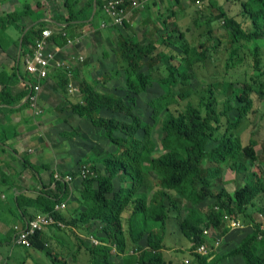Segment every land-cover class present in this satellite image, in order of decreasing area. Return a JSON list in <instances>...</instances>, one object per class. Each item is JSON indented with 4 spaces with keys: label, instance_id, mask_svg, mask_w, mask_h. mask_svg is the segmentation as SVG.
<instances>
[{
    "label": "trees",
    "instance_id": "1",
    "mask_svg": "<svg viewBox=\"0 0 264 264\" xmlns=\"http://www.w3.org/2000/svg\"><path fill=\"white\" fill-rule=\"evenodd\" d=\"M59 1L66 8L67 17L64 21L56 19L57 23H54L56 32L53 39L58 45L66 44L67 40L61 30L76 37L79 35L77 31L85 24L98 25L99 19L108 17L103 12V0H89L83 7L79 5L80 0ZM211 1L210 6L220 12L215 19L222 20L230 36L229 42L224 43L230 49L227 69L237 66L243 59L239 53L241 47L251 50L255 67L253 82L249 85L242 81L210 84V96L222 99L220 108L210 96L198 104L190 101L189 96L197 77L194 65L206 60L221 44L213 42L214 38L210 37L206 42L190 45L185 33L177 26L169 29L166 21L161 23V27L155 21H148L146 12L157 6L159 1L151 2L140 11L144 14L141 27L151 31L145 39H140L134 24L128 20L120 25L112 24L109 29L111 33L118 31L116 40L112 35L110 37L111 51L118 63L113 71L117 75V83L113 87L106 85L107 79L102 80L100 89L97 85L101 79H81L78 84L81 99L73 100L66 87L68 74L63 68H52L59 91L64 96L57 105L59 111H71L90 121L103 140L106 139L105 143L112 144V147L100 160L93 162L94 174L79 177L85 204L79 215L66 219L62 212L64 209L55 211L65 226L53 224L39 230L32 247H27L42 251L50 264L69 263L56 249L47 247L49 227L84 226L90 230L94 222L101 224L102 235L97 236L103 243L87 246L91 254L90 264H116L112 259V246L108 244L114 242L118 246L117 254L127 246L122 213L130 207L127 226L130 241L136 248L135 264H170L165 261L164 249L167 222L173 211L180 229L194 242L191 253L197 257L198 263L223 264L220 255L214 252L203 255L198 251L206 241L204 228L219 229L225 224V230H230L226 222L236 213L254 218L246 208L264 193V177L250 163L264 165V140L252 136L249 143L244 144L236 129L254 110L253 94H258L261 99L264 97V0H241L243 20L230 15L218 1ZM128 4L127 1L126 8ZM32 12L27 5L22 10L0 16V48L9 52L17 62L0 86V108L5 106L11 111L29 105V98H26L30 93L28 82L38 81L28 74L23 75L19 69L23 54L50 22L48 17H38ZM204 15L209 25L213 20L212 14L204 12ZM246 20H249L247 26ZM10 27L18 32L17 37L8 36ZM159 45L164 48L159 49ZM108 50L104 52L107 56L110 54ZM81 68L78 65L71 67L73 79H77ZM16 81H21L23 87L16 89ZM151 84L158 88L159 95H149ZM145 96H148L146 103L150 108L148 120H144L145 111L138 101L139 97ZM183 100L186 103L180 107ZM153 127H159L162 133L160 142L153 135ZM69 134L71 137L79 132L74 128ZM159 149L161 153L157 155ZM97 162L104 169L98 167ZM31 167L39 173L36 166L31 164ZM229 169L236 172L237 178L244 183L233 194H229L225 187L215 191L212 179L220 174L219 180L224 182ZM71 174L77 177V171ZM153 178L156 182L149 184L153 183ZM45 185L47 187L34 197L18 194L16 203L22 208L30 205L40 211H53L55 205L68 196L69 185L54 175ZM148 191H153L150 199ZM209 198L214 199L213 205L202 209ZM182 201L191 203L185 214L180 206ZM32 216L28 214V218ZM28 218L23 219V223ZM229 255L240 257L243 264H264L262 221L255 219L252 231ZM118 264H124V261Z\"/></svg>",
    "mask_w": 264,
    "mask_h": 264
},
{
    "label": "rangeland",
    "instance_id": "2",
    "mask_svg": "<svg viewBox=\"0 0 264 264\" xmlns=\"http://www.w3.org/2000/svg\"><path fill=\"white\" fill-rule=\"evenodd\" d=\"M31 1H34L36 4L35 10H37L36 14L38 17L53 19L52 15L54 14L55 19H62L63 21L67 17L66 8L59 0ZM37 1H39V5ZM201 1L202 3L198 4L197 0H160L157 6H153L151 11L146 12V19L148 21H155L160 27L163 21L168 23L167 26L169 29L177 26L179 30L185 33L190 45L206 42L210 37L214 38L213 42H219L221 44L217 51L210 52L211 54L206 60L194 65L197 77L196 82L192 86L193 91L189 99L195 104L208 99V96H210V84L213 82L242 81L245 85H249L253 82L252 79L255 75L254 57L251 50L246 47L239 48V53L243 59L238 62L237 66L227 69L226 62L229 57L230 49H227L224 43L229 42V33L226 31L222 20L218 18L215 19L220 12L216 8L210 6L212 1ZM216 1H218L221 4L220 6L224 7L230 15L242 20L245 18L240 4L241 0ZM22 2L23 0H21L20 4ZM204 12L212 14L213 20L209 25L206 23L207 19L205 18ZM173 13H175L174 16ZM141 14L139 10H135L131 12L130 16L133 18V22H135L136 25H134L133 28L138 32L141 37L140 39L143 40L151 31H145L143 30V26L141 27L140 21L144 20V14ZM101 19H104V17ZM248 23L249 20H246L245 25L247 26ZM97 26L98 25L95 24H85V27L77 31L79 35H75L76 37H81V40H83L82 54L85 56V61H83L84 64L81 66L84 69L83 76L81 75L78 79H74L75 82L73 81V85L78 88V91L71 95L72 97L70 96L73 100L81 99V92L78 87L81 79H101V82L97 85L99 89L102 87V80L104 79H107L106 85L112 86L117 83V75H115L113 71L118 67V63L114 57V52L111 51L110 42L109 44H105V42L102 41V37L105 34L103 31L100 32L102 28L99 29ZM209 27L211 28V32L209 31ZM104 28L105 27H103V29ZM11 31L13 32L8 31V36L10 33H12L14 37L19 35L14 28H11ZM115 34L118 35V31H116ZM67 35L69 36L68 33ZM114 38L115 40L117 39L116 37ZM113 41L112 39V42ZM236 44L238 45L239 42ZM163 48V45H159V49ZM105 49H109V56L104 54ZM262 51L264 53V47ZM75 53L78 52L75 51ZM166 53H168V50H166ZM177 61L176 59L175 62ZM12 62H14L13 66L4 65V68L10 71L11 68L15 67V63H17L15 59H13ZM162 68L166 70L164 65ZM19 69L24 75V63L22 60L21 62L19 61ZM40 88L38 94L39 113L32 108L31 102H29V105H26L18 111L12 113L10 111H5L3 114H0V117L3 116V118L0 119L2 121H0V164L2 163V165H0V182L7 183L13 180L23 182L25 180L24 164L20 167L13 164L16 167V171H9L4 168V160H6L7 157H4L6 150H2L1 147L2 144L11 147V144L16 145L20 142L21 138H14L15 135H13V133L15 131L18 132L20 130L25 133L24 137H29V141L32 143L31 148L36 146V149H31L27 152L24 151L26 157H28L26 159L27 161H29V158L33 157L35 162H48V164H51V166H48L45 171H43L46 177H51L53 175L55 177L56 174L61 175L63 171L66 172L64 174L76 172L79 170L78 168L84 164L92 169L91 165L94 164L93 162L95 160H100L101 156L104 155L108 148L112 147V144L107 145L105 143L106 139L105 141L103 140L101 137L102 135L90 121L76 116L71 111H59L55 106V100L53 102H51L52 100H44L41 97L43 83H41ZM118 91L122 92L119 89ZM149 91V95H159L158 88L156 89L154 84L149 86ZM26 98H29L28 95ZM210 98L213 99L218 108L221 107V98L216 99L214 96H210ZM253 98L255 100L254 110L247 116L241 126L236 129V133L241 136L244 144H248L252 136H257L260 141L264 140V97L261 99L259 95L255 93L253 94ZM147 99L148 96L138 98L140 107L145 111L144 120L149 119L150 113V108L146 103ZM185 103L186 100H183L180 102L179 106L181 107L185 105ZM15 113H17V115L14 116L16 120H14V118L12 119ZM74 128L79 134L70 137L69 131ZM153 128V135L157 138V141L160 142L159 138L162 136V133L159 127ZM156 153L157 155L160 154V149L156 151ZM97 165L103 168L100 162H97ZM250 165L254 169L260 170L261 176L264 177V165H259V163L254 162H251ZM20 170L22 171L20 172ZM27 171H29L28 168ZM10 173H12L11 178L13 180L10 178ZM22 173L24 174L21 175ZM219 179L220 174L212 179L215 191L219 192L222 187H225L229 194H233L240 184L244 183L243 180L237 178L236 172L231 169L225 173L224 182H221ZM152 181L153 183L149 184H154V182H156L155 178H153ZM68 185L69 194L63 199V201H66V207L62 212L66 219H71L75 215H79L80 210L85 207V204L81 197V179L75 176ZM2 193L3 191L0 190V199H3ZM147 194L150 199L153 191H148ZM4 199L7 205H9L12 201L14 202V194L8 193L7 197ZM213 202L214 199H207L203 203L202 209H209L213 205ZM180 206L183 214H185L188 208L191 207V203L182 201ZM263 208L264 193H261L246 208L247 213L252 214L254 218L247 214L243 215L236 213L229 216L231 221L227 220L226 222L230 230H225V224L221 225L219 229L218 227L209 229L204 228V235L206 236L204 244L206 247L202 248V246H200L198 247V251L203 255L209 252L220 255L223 264H243V260H241L240 257L229 255V253L239 245L241 239L245 237L247 233L252 231L255 225V219L259 222L262 221L264 225ZM39 212L41 211L39 210ZM130 212L131 207L122 213L123 229L127 240V246L124 248V251L121 252L122 254H117L119 248L114 242H109L108 244L112 246V259L116 264L120 262L123 263V261L124 264H135L136 262V248L130 241L127 226V219ZM234 221L237 222V226L233 225ZM16 223H18L17 214L14 212V216L10 219L8 224L13 228V225ZM100 226V222H94L90 230L85 229L84 226H67L65 228L49 227L46 236L49 237L50 242L48 241L46 245L61 253V256L64 257L69 264H90L91 254L87 246H100L103 243L97 236L102 235ZM55 229L60 233L62 241L57 240L55 235H53ZM13 230L14 228L12 231ZM93 238L97 239L99 242L96 243ZM81 239H83V241ZM165 243L164 258L166 262L170 264H199L197 257L191 253L194 242L184 234L182 229H180L174 211L170 213V218L167 222ZM39 252L40 256L34 255L32 258L28 259L25 264H50V260L45 254L42 251Z\"/></svg>",
    "mask_w": 264,
    "mask_h": 264
},
{
    "label": "crops",
    "instance_id": "3",
    "mask_svg": "<svg viewBox=\"0 0 264 264\" xmlns=\"http://www.w3.org/2000/svg\"><path fill=\"white\" fill-rule=\"evenodd\" d=\"M88 1L89 0H80V2H79L80 7H83ZM105 1L106 0H103V2H105ZM167 1H171V0H167ZM20 2H21V0H6V1L0 2V16L5 15V14H9L11 12H14L15 10H20V9L22 10L27 5L30 6V9L33 11L32 13L34 15H37L36 14L37 10H35L36 4L34 3V1L23 0V2L21 4H20ZM175 9H177V8H175ZM133 11H135V10H133ZM133 11H131V12H133ZM131 12H130V14H131ZM130 14L128 16V21H130L132 25L133 24L135 25V22H133V18H131ZM141 15H143V14H141ZM52 17H53V19L52 18L47 19L50 21L47 24L50 27H54V23H57L54 14L52 15ZM103 22H106V26L104 29L102 28L100 30V32L103 31L105 34L102 37V41L105 42V44H109L111 35H113V38H114V37H116V34H115V31H113V33H111V30H109L112 25H110L111 20L108 17H105L104 19L98 20V22H97L98 26L97 27L99 29H100L101 24ZM11 28H13V27H10L8 29L9 32H13V31H11ZM10 34L12 35V33H10ZM61 47H63V48L58 53L59 57L64 58V59H68L69 54L75 53V51H77L80 54L83 53V50H82L83 49V40L76 41L73 44H69V45L65 44L64 46H61ZM65 56H67V57H65ZM12 61H13V57L9 54V52H6L0 48V86H1V84H3L5 82L6 78L12 73V68L9 71V69L4 68V65L13 66L14 62H12ZM82 64H84V62L81 64H77V65L82 66ZM1 70H2V72H1ZM83 71H84V69L81 68L80 74L77 77V79L79 77H81V75L83 76ZM75 80L72 78V82L73 81L75 82ZM42 81H43L42 82L43 83V88H42L43 92L41 94V97L46 101L52 100L51 102H53L55 100V102H56L55 106L57 107V105L64 99V96L59 91L57 80H56V77L54 75V70L51 69L48 78H46L45 80H42ZM20 84L22 86L21 81H16L14 84L15 88L19 89L21 87ZM5 111H7V112L10 111L11 113L14 112L5 106L0 108V114H3ZM16 115H17V113L13 114L12 119L14 118V120H16L14 117ZM2 118H3V116L0 117V119H2ZM19 131L18 132L15 131L13 133V135H15L14 138H16V139L21 138L20 142L18 144H16V145L11 144V147H7L1 143L2 144L1 149L6 150L4 157H7L6 160H4V163H5L4 168H6L9 171H16V167L14 165H16L17 167H20L22 164H24L23 169H25L24 170L25 174L22 173L21 175L24 174L25 180L23 182L14 181L11 178L12 173H10V178L13 181H11V182L9 181L7 183L0 182V190L3 191V193H2L3 199H0V264H25L27 262V260L32 258L34 255L40 256L39 250H35L32 248L28 249L27 247L14 244V242H13L14 230L12 231L13 228H11V225L8 224L10 222V219H12V217L14 216V212L17 214V220H18L19 224H21L23 222V219L28 218V214L34 215L35 213L39 212L38 208H36L34 206H30V205H24L22 208L21 206L18 205V203H16V197L20 193L30 195L33 197L36 196V194L42 188L47 187L45 184L49 183L50 179H51V177H46L45 173L43 174V171H45V169L48 166H51V164H48V162H38V161L35 162L33 160V157L29 158L28 159L29 161L26 160L28 157H26L25 152H27L28 150H31V149H36V146H33V148H31L32 143H30L29 137H24L25 133H23L21 131L19 133ZM26 163H29V164H26ZM31 164L37 167L39 173L35 172V170L31 167ZM0 165H2V163ZM27 168L29 169V171H27ZM22 170H20V172ZM8 193L14 194V202L15 203L12 201L11 204L7 205L4 198L7 197ZM22 210H24L27 215H24V212ZM53 235H55L57 240L62 239L60 233L56 230L54 231Z\"/></svg>",
    "mask_w": 264,
    "mask_h": 264
},
{
    "label": "built area",
    "instance_id": "4",
    "mask_svg": "<svg viewBox=\"0 0 264 264\" xmlns=\"http://www.w3.org/2000/svg\"><path fill=\"white\" fill-rule=\"evenodd\" d=\"M127 1L129 2L128 8H126ZM153 1L160 0H106L103 6V12L110 17L112 24H123L125 20H128V16L131 11L139 10L142 11ZM198 4H201V0H197ZM102 27L106 26V22L101 24ZM56 32L54 27L46 26L39 37L35 39V42L29 46V49L23 54L21 60L24 63L25 74L38 79L36 82H32L30 85V93L28 95L29 102H31L32 108L39 113L40 107L38 105V94L40 91L41 80L47 78L53 67L63 68L69 76L67 83V91L73 95L78 91V88L73 85L72 82V71L71 67L77 64H81L85 61V56L80 53L69 54L68 59L59 57L58 53L62 50L64 45H58L54 42L53 34ZM67 40L66 44H73L76 41L81 40V37H71L67 35V31L61 30ZM67 57V56H66ZM94 174V170L86 165L79 167L77 171V177H87L89 174ZM55 178L62 179L67 183H70L74 176L69 173L65 175H55ZM66 201L57 203L53 211H42L35 213L31 218L13 225L14 228V244L32 247L33 238L36 236L39 230L57 224L59 226H65V223L59 219L55 211H61L65 209ZM228 221L231 219L228 217ZM234 226H237V222H233ZM93 240L98 243L99 241L95 238ZM206 245L203 244L202 248ZM202 250V249H201ZM189 262V261H188Z\"/></svg>",
    "mask_w": 264,
    "mask_h": 264
},
{
    "label": "clouds",
    "instance_id": "5",
    "mask_svg": "<svg viewBox=\"0 0 264 264\" xmlns=\"http://www.w3.org/2000/svg\"><path fill=\"white\" fill-rule=\"evenodd\" d=\"M82 166V165H81Z\"/></svg>",
    "mask_w": 264,
    "mask_h": 264
}]
</instances>
